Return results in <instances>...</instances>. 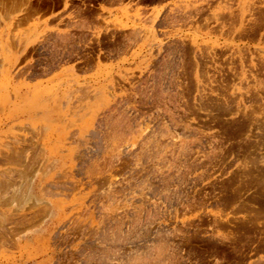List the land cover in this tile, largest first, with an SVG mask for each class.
<instances>
[{
    "label": "rangeland",
    "instance_id": "374dc122",
    "mask_svg": "<svg viewBox=\"0 0 264 264\" xmlns=\"http://www.w3.org/2000/svg\"><path fill=\"white\" fill-rule=\"evenodd\" d=\"M3 1L0 264H264V0Z\"/></svg>",
    "mask_w": 264,
    "mask_h": 264
},
{
    "label": "bare ground",
    "instance_id": "6f19581e",
    "mask_svg": "<svg viewBox=\"0 0 264 264\" xmlns=\"http://www.w3.org/2000/svg\"><path fill=\"white\" fill-rule=\"evenodd\" d=\"M15 1V0H14ZM14 1L12 2L13 4H14ZM20 1V0H19ZM16 2V1H15ZM21 2V1H20ZM12 3H10V4H12ZM4 4H6V3H4V1L3 0H0V5H1V7L2 8H4L2 5H4ZM8 4V3H7ZM10 4H8V5H10ZM6 6V5H5ZM18 6V4L17 5H15V7H17ZM23 6V5H22ZM6 7H8V6H6ZM5 7V8H6ZM10 7V6H9ZM11 7H13V6H11ZM5 10V9H4ZM3 13V12H2ZM6 14V13H5ZM8 18V17H7ZM84 27V26H83ZM130 37V36H129ZM99 141V140H98ZM106 148V147H105ZM86 171V170H85ZM91 171V170H90ZM87 172V171H86ZM92 172V171H91ZM94 173V172H93ZM92 173V174H93ZM114 176V175H113ZM101 182V181H100ZM92 185V184H91ZM108 200V199H107ZM118 244V243H117ZM100 252V251H99Z\"/></svg>",
    "mask_w": 264,
    "mask_h": 264
}]
</instances>
